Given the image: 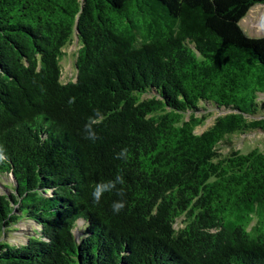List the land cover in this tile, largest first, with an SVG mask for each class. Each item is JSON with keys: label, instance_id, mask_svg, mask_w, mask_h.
<instances>
[{"label": "trees", "instance_id": "obj_1", "mask_svg": "<svg viewBox=\"0 0 264 264\" xmlns=\"http://www.w3.org/2000/svg\"><path fill=\"white\" fill-rule=\"evenodd\" d=\"M263 4L0 0V264H264V151L221 147L264 135Z\"/></svg>", "mask_w": 264, "mask_h": 264}, {"label": "rangeland", "instance_id": "obj_2", "mask_svg": "<svg viewBox=\"0 0 264 264\" xmlns=\"http://www.w3.org/2000/svg\"><path fill=\"white\" fill-rule=\"evenodd\" d=\"M239 26L245 36L249 38H264V4L256 5L252 7L246 16L239 22ZM78 50V44L73 39L72 43L63 49V57L61 59L62 83L75 80V67L74 62L76 53ZM260 100L264 102V94L260 96ZM219 112L207 118L204 124L197 127L195 133L200 134L209 128L214 120V117L220 115ZM223 153L228 152L231 149L239 150L242 153L249 151L250 149H259L264 151V135L261 133H251L247 135H233L225 139L222 144ZM10 179L6 175H0V192L8 193L5 187L10 183ZM80 225V224H79ZM180 226L179 223L175 225V228ZM36 230V226L29 221L21 222L15 225L12 231L7 235L5 241L13 246L25 245L30 237L33 236V232ZM78 235V233H76Z\"/></svg>", "mask_w": 264, "mask_h": 264}, {"label": "clouds", "instance_id": "obj_3", "mask_svg": "<svg viewBox=\"0 0 264 264\" xmlns=\"http://www.w3.org/2000/svg\"><path fill=\"white\" fill-rule=\"evenodd\" d=\"M3 149L0 148V160L4 159V156L2 155ZM117 182H122L121 177H117ZM115 185L112 182L106 183V184H98L95 187L94 192L92 193L94 197V202H99L101 195L105 191L111 190ZM122 194V193H121ZM124 207V204L122 202L120 203H114L112 205V209L114 212H119Z\"/></svg>", "mask_w": 264, "mask_h": 264}, {"label": "water", "instance_id": "obj_4", "mask_svg": "<svg viewBox=\"0 0 264 264\" xmlns=\"http://www.w3.org/2000/svg\"><path fill=\"white\" fill-rule=\"evenodd\" d=\"M75 41L77 42V37H75Z\"/></svg>", "mask_w": 264, "mask_h": 264}]
</instances>
